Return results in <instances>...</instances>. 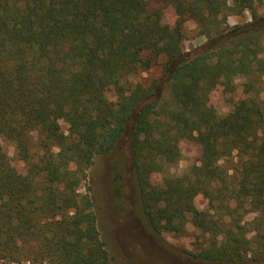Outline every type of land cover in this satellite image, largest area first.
I'll return each mask as SVG.
<instances>
[{
  "label": "trees",
  "instance_id": "16d2710c",
  "mask_svg": "<svg viewBox=\"0 0 264 264\" xmlns=\"http://www.w3.org/2000/svg\"><path fill=\"white\" fill-rule=\"evenodd\" d=\"M257 1L0 0V136L28 166L20 173L0 146V264H112L91 197L79 187L94 156L125 136L155 232L183 234L189 221L207 239L195 258L264 259ZM166 7L176 16L172 26L163 21ZM245 11L250 21L227 23ZM188 20L206 38L193 53L183 50ZM155 66L160 76L147 84L126 81ZM219 85L244 96L225 115L208 104ZM184 138L201 146L199 164L153 181L175 164ZM229 159L237 164L227 167ZM198 195L204 208L194 205Z\"/></svg>",
  "mask_w": 264,
  "mask_h": 264
},
{
  "label": "rangeland",
  "instance_id": "374dc122",
  "mask_svg": "<svg viewBox=\"0 0 264 264\" xmlns=\"http://www.w3.org/2000/svg\"><path fill=\"white\" fill-rule=\"evenodd\" d=\"M255 9L258 14L264 13V0L257 1ZM161 11L163 21L172 26L176 18L173 9L166 7ZM250 20V12L245 11L229 15L227 23L235 25ZM184 29L183 50L193 53L201 49L206 43V38L198 33L196 24L188 20ZM159 76L160 67L155 66L146 71L137 70L136 74L126 81L130 83L137 80L147 84ZM241 81L236 80L238 83ZM167 93L165 88V96ZM106 94L112 102L120 98L116 89H109ZM243 97L239 87L231 92L219 85L210 92L208 104L218 114L225 115ZM60 124L66 132V123L61 120ZM0 146L7 152L19 172L25 173L28 166L16 158L13 144L0 136ZM200 156L201 146L198 143L192 139H182L178 144V158L175 164L168 166L164 172L153 174V181L160 183L166 174L183 175L191 166L199 164ZM236 164V159L225 162L227 167ZM229 173L233 174V170L230 169ZM79 189L81 192H88L91 197L100 236L108 253L114 258L112 264H264V259L253 257L236 263L209 262L195 258V254L206 247L207 239L189 221L185 223L183 234L155 232L141 207L128 136L120 140L111 151L94 156ZM206 204L201 195L194 198L195 207L204 208ZM253 217L254 214L249 213L244 218L250 221Z\"/></svg>",
  "mask_w": 264,
  "mask_h": 264
}]
</instances>
